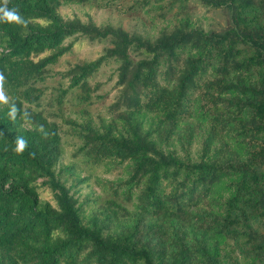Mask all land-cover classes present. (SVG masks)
<instances>
[{
	"label": "trees",
	"instance_id": "16d2710c",
	"mask_svg": "<svg viewBox=\"0 0 264 264\" xmlns=\"http://www.w3.org/2000/svg\"><path fill=\"white\" fill-rule=\"evenodd\" d=\"M118 1L0 0V11L15 9L26 21L0 15L8 97L0 101V264H225L233 253L237 263L264 264V0H194L228 10L232 25L221 32L178 25L153 39L59 12L67 3L113 7ZM81 38L109 46L62 74L69 85L58 103L76 94L90 106L89 80L110 62L120 96L107 124L68 122L81 143L71 163L59 167L60 127L32 108L40 104L39 84L50 66ZM12 103L14 120L7 115ZM194 116L210 123L197 159L175 148L190 134L187 120ZM23 121L35 129L20 128ZM229 131L244 144V160L235 154L223 163L228 144L212 148ZM18 136L26 140L19 152L13 150ZM102 168L124 173L102 183L111 195L107 212L85 220L73 189L87 180L82 171ZM230 176V195L209 200ZM40 186L54 203L41 198ZM211 203V212L201 210ZM217 238L227 242L221 257L218 244L210 252Z\"/></svg>",
	"mask_w": 264,
	"mask_h": 264
},
{
	"label": "rangeland",
	"instance_id": "374dc122",
	"mask_svg": "<svg viewBox=\"0 0 264 264\" xmlns=\"http://www.w3.org/2000/svg\"><path fill=\"white\" fill-rule=\"evenodd\" d=\"M140 0H119L113 7H100L96 4L82 5L76 3H67L63 5L59 12L65 19L79 18L84 22L92 21L98 26L112 25L122 27L131 33H138L145 38L153 39L157 32L162 28H172L178 25L187 24L189 27L202 28L204 30H214L221 32L232 25L231 16L228 10L224 8H213L204 6L197 1H190L186 5L176 3L174 0H150L147 5L135 3ZM169 4V5H168ZM132 6V8H131ZM76 46L71 53L64 56L57 64L50 66V72L47 79L40 83L39 86L44 88V94L38 106H33V110L42 113L50 121L56 122L60 127L61 142L63 154L60 166H67L71 163V154L80 145V140L68 122L83 123L87 119H92L94 124H107L113 117V105L120 96V88L116 87V75L114 71L116 64L110 62L102 66L89 80L92 88L93 102L84 105L79 102L76 94H68L64 98V103L59 104L58 98L63 95V91L68 88L69 80L62 77V74L70 70L73 66L83 62L96 60L104 53L105 48L109 46L106 40L90 41L88 39H78ZM5 96L6 92L3 90ZM8 98V97H7ZM86 108V111L84 110ZM194 116L187 120L189 132L184 137L183 145L176 143L175 148L182 155V148H185L194 159L202 153L203 146L207 138L209 122L198 120ZM20 128L33 130L34 126L27 122H20ZM235 131V130H234ZM234 131L228 133H219L217 139L212 143V148L228 144L222 152V162L226 163L230 156H237L240 160L246 157L244 144ZM190 136L193 141L187 145L185 138ZM223 147V146H222ZM213 151V150H212ZM184 154L186 152H183ZM124 173L123 168L115 169L111 172L103 168L94 172L82 171L87 180L80 186L75 187L73 192L81 208L82 216L87 220L93 211H101L103 214L106 210V199L110 198L109 190L102 186V183L109 179H116ZM68 173H66L67 177ZM235 180V176L225 177L217 186L214 195L209 200H219L230 195L229 184ZM68 185L71 180H68ZM40 196L43 200L54 203L53 194L45 187H39ZM105 205V206H104ZM215 207L211 204L203 205V212H211ZM201 211V212H202ZM216 212V211H215ZM117 226V223L115 224ZM189 233L194 234V229ZM215 244L220 249V257L224 252L223 247L227 244L225 240L217 238L211 242V253L215 250ZM236 253L231 258H224L225 264H242L235 262Z\"/></svg>",
	"mask_w": 264,
	"mask_h": 264
},
{
	"label": "clouds",
	"instance_id": "9594fccd",
	"mask_svg": "<svg viewBox=\"0 0 264 264\" xmlns=\"http://www.w3.org/2000/svg\"><path fill=\"white\" fill-rule=\"evenodd\" d=\"M0 15H2L3 18L9 21H14L16 23H26V21L23 20L19 12L16 11L15 9H3L2 11H0ZM4 79L5 78L3 74H0V101L7 102V97L3 92ZM16 113H17L16 105L14 103L10 104L7 113L9 119L14 120L16 117ZM25 146H26V140L22 136L16 137L15 148L13 150L19 152L23 150Z\"/></svg>",
	"mask_w": 264,
	"mask_h": 264
}]
</instances>
